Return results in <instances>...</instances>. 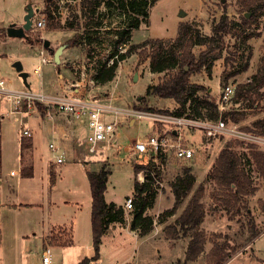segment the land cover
<instances>
[{"label":"rangeland","instance_id":"1","mask_svg":"<svg viewBox=\"0 0 264 264\" xmlns=\"http://www.w3.org/2000/svg\"><path fill=\"white\" fill-rule=\"evenodd\" d=\"M96 0H0V27L6 30L10 24L20 26L24 23V17L30 6L33 9L32 25L26 30V37L8 36L0 37V77L3 78L10 88L17 91L28 92L39 95H61L53 87L52 81L56 82L57 65L53 61V52L61 44L65 43L74 34H82L85 40L80 44L69 48L70 56H65V62L61 72L64 78H70L72 82L79 79L81 71L87 74L97 68L98 61H105L115 51L116 29L127 25V18L122 12L117 0H113L110 7L102 3L94 7ZM106 1V0H105ZM254 4L253 10H247L244 3ZM50 5L51 17L45 12V6ZM247 14V15H246ZM222 16H226L230 32H225L217 42L221 56L213 61L210 74L204 66L193 72L190 76L191 83L204 86V90L198 92L199 97H206L217 105L219 95L226 85H230L235 91L237 84L251 79L252 75L264 70V0H157L149 7V22L142 24L138 29L131 32L130 42L140 43L149 39L161 38L174 40L178 33L180 24H191L198 29L201 35L211 36L213 28L219 23ZM243 16L250 21L245 24ZM44 19L45 26L39 28L36 22ZM254 18V19H252ZM74 22L73 28L65 25ZM86 22L90 24L87 25ZM48 23H60L58 29H47ZM42 34L44 37H42ZM87 37L91 39L90 44L86 42ZM48 39L52 48H45L43 40ZM58 41H61L58 44ZM51 42L54 45H51ZM128 46L122 45L119 51H126ZM64 48V49H65ZM43 49L44 56L51 57L50 62L41 61L40 50ZM192 51L198 55L206 50L207 46L194 44ZM118 51V52H119ZM146 51V52H144ZM150 48H138L126 53V56L118 62L115 76L107 83H96L88 87L85 98L93 101L117 105L123 110V117L118 124L117 136L125 135L126 138L118 143L108 142L107 145L100 144L97 149L85 156L83 139L87 131L84 123L78 122L77 134L74 135V147L81 150L75 159L63 157L62 163L51 164L48 173L42 176L44 180L37 177L30 180H22L20 184V173L23 176L31 172L28 153L24 148L18 146L19 121L14 120L15 115L8 112L7 103L0 104V122L2 138L0 141V192L7 193L8 198L17 203L18 199L31 200L34 192H39L43 199H50L49 210L65 222L74 216L72 211L79 206L70 201H80L83 205L91 201V189L86 171H98L101 167L110 171L106 183L105 198L114 201L116 205L123 207L128 196L133 200L136 197L133 182L139 181L134 167L138 163L151 166L146 169L152 182V188L156 192L155 199L147 206L145 214L153 218V229L148 235L137 236L130 226L133 209L124 210V220L129 229L125 232V242L129 246L124 251L113 252V255L127 258L119 264H215L213 259L217 254L212 250L215 243H219L221 251L227 253L226 259L221 264H264V175L256 168L254 162L249 164L251 144L264 151V136L253 135L243 132L244 126H251L253 121L264 117V85L257 91L250 92L240 99L231 96L230 102L225 110L245 109V118L234 123L241 132L240 135H220L218 137H205L199 130L194 128H183L181 131L183 141L194 149V155L189 160L178 159L171 149H166L163 155L158 156L147 153L141 157H133L129 146L132 145L136 135L148 136L152 132H160L167 122L152 121L148 117H142L132 123L129 113L141 110L142 106H151L163 111H173L178 104L170 98H161L150 95L147 103L138 102L139 96L145 95L149 84L161 82L169 77L174 70L167 72H152L149 66ZM20 61L22 70L28 75L24 83L22 77L13 66V62ZM40 67L37 70V67ZM75 71L78 73L75 74ZM137 77L134 80V74ZM62 78V76H61ZM58 83H62L57 80ZM63 84V83H62ZM59 85V84H58ZM35 106V105H34ZM52 117L56 122L70 124L59 115L53 107ZM169 113V112H168ZM113 115V114H112ZM41 114L37 113L35 107L29 109L24 115V127L35 130L39 123H43ZM75 122H72V125ZM31 137L20 138V143H29ZM43 154L47 148L52 153L59 154L61 149L58 141L54 140L55 147H49L50 138L44 137L40 140ZM227 142H231L234 152L240 156L246 169H250L253 185L256 186L254 193L242 195L238 202L225 207L224 197L227 187L221 186L216 181L207 179L220 150ZM126 145V146H125ZM126 147V148H125ZM25 153V154H24ZM48 153V152H47ZM48 153V154H49ZM88 154V153H87ZM22 157V166L18 175H11L12 169H19ZM92 155V157H91ZM245 155V156H244ZM130 157V158H129ZM56 167L57 171L54 170ZM184 167H190L195 181L189 194L176 208L175 213L166 216L160 221L165 211L175 205V195L172 183L176 176L183 172ZM86 170V171H85ZM145 177V172H143ZM56 177V180H54ZM51 183L49 187L48 181ZM46 181V182H45ZM55 181V182H54ZM203 186L200 201L203 204L204 216L199 229L205 235L203 250L194 260H185V251L192 236L189 230L187 234L179 232L175 238H169L164 230L168 224L183 211L193 193ZM31 194L27 196L26 194ZM118 202H121L117 204ZM125 213L127 215H125ZM164 213V214H163ZM9 217L13 221V212L9 210ZM125 225V223H122ZM123 225V226H124ZM125 227V226H124ZM126 228V227H125ZM120 239V243H121ZM34 242H38L35 239ZM124 243V242H123ZM34 245V244H33ZM109 254L110 251H109ZM38 258V257H37ZM36 260V258H34ZM91 263V262H90ZM39 264V259H38Z\"/></svg>","mask_w":264,"mask_h":264},{"label":"trees","instance_id":"2","mask_svg":"<svg viewBox=\"0 0 264 264\" xmlns=\"http://www.w3.org/2000/svg\"><path fill=\"white\" fill-rule=\"evenodd\" d=\"M81 1L85 2L86 0ZM117 1L127 18V25L115 31L117 35L114 44L115 51L108 56L117 55L113 63L107 65L106 60L98 61L97 68L95 69L96 73L94 75L96 83L104 84L112 80L115 76L118 62L126 56L127 52L138 48H150V53L148 54L150 70L157 73L174 70V73L159 83L149 84L146 87L145 95L139 96L138 102L145 104L150 95H155L161 98H170L174 100L178 104L175 109L177 115H182L188 111L195 116L212 119L221 117L226 122L230 121L234 123L245 118L246 113L244 108L219 112L214 102L206 97H199L197 95L199 91L205 89L204 86L202 84L190 82L191 74L203 66L210 74L213 61L221 56V51L215 52L214 48H219L220 45L217 40L221 38L223 33H228L232 29L226 16H222L219 23L214 26V34L211 36L201 35L198 29H194L191 24L185 23L180 24L174 40L157 38L145 40L140 43L128 44L130 42L132 30L138 29L142 24L147 25L149 22V7L153 6L157 0ZM112 2L114 1L96 0L94 7H99L102 3H106V6L110 7ZM244 7L247 10H253L254 4L247 2L244 3ZM44 12L51 17L52 12L48 3L45 6ZM243 21L245 24H249L251 20L249 21L243 16ZM86 24L89 25L90 23L86 22ZM65 26L67 28H73L74 22L69 21ZM60 27H62L60 23H48L47 29H58ZM5 35H7L6 30L0 27V37ZM83 39L85 40L81 33H76L65 41L64 44L66 47L77 46ZM86 42L90 44L91 39L87 37ZM125 44L128 46L126 51L120 52L119 47ZM194 44L206 45L207 49L195 55L191 49ZM263 85L264 70L252 75L250 80L237 84L234 91V98L240 99L250 92L257 91ZM35 106L41 115L45 114V108L40 102L36 101ZM141 110L161 112V110L147 105H144V107L142 106ZM163 112L168 113L170 111L165 110ZM243 131L257 136H264V117L254 120L251 126H244ZM231 144V142H227L225 147L220 150L211 170L207 174V179L214 180L221 186L227 187L228 191L224 197L225 207L227 209H229V205L238 202L240 196L252 194L256 190V186L253 185L250 176V169L244 167L242 160H240V156L233 151ZM28 146L29 143L27 142L20 143L21 149ZM251 147L250 155L246 162L249 164L254 162L258 171L264 175V151L258 149L255 144H251ZM161 155H163V152L158 153L157 157H161ZM150 166V163H138L134 167V173H137L141 169L149 168ZM144 172L145 177L143 182L137 180L133 182V189L136 193V197L133 200L134 211L130 226L137 231L138 236H144L153 229V218L145 214V210L151 201L155 199L157 192L152 188L149 171L144 170ZM22 173L26 176L25 171ZM30 174L31 173L27 176ZM109 174L110 171L105 169V167H101L98 171L88 170L86 172L91 189L90 217L94 255L90 258L84 257L76 264H90L92 260L97 259L100 253L101 237L106 232L109 224L112 222H124L123 207L116 205L113 201L108 202L105 199L106 183ZM194 181L195 177L191 172V168L184 167L183 172L177 175L172 183L173 193L176 198L175 205L173 208L166 210L164 212L165 214L163 213L164 215H162L160 219L161 222L165 220L166 216L175 213L176 208L192 189ZM202 193L203 186L200 185L190 197L180 215L172 224H168L164 227L169 238L177 237L180 231H182L183 234H187L189 230L192 231L190 233L192 237L185 251V260H194L203 250L205 235L203 231L199 229L204 216L203 204L200 201ZM220 249L219 243H215L212 250H216L217 254H219L213 259L215 264H221L226 259L227 253H223Z\"/></svg>","mask_w":264,"mask_h":264},{"label":"crops","instance_id":"3","mask_svg":"<svg viewBox=\"0 0 264 264\" xmlns=\"http://www.w3.org/2000/svg\"><path fill=\"white\" fill-rule=\"evenodd\" d=\"M42 37H44L43 34ZM60 43L61 41H58V44ZM51 45L53 46L54 43L51 42ZM68 49H63L60 55V63L55 69L57 73L56 79L63 84L58 83L57 80L56 82L52 81L54 89L58 91L59 94H64V91L67 90V87L72 83V80L70 78L65 79L61 72V68H63V64L66 60L65 56H70L69 53L71 52V49L66 52ZM95 102L103 105L107 104V101ZM115 106V110H117V118H122L124 114L121 112V108L117 105ZM37 113L39 114V111H37ZM59 115L70 122V124L56 122V120L47 119L45 116L42 117L43 123H39V126L35 130H32L30 145L24 148V150L27 151L26 155L28 153L30 165H32L31 174L29 176H22L20 173V184L22 183V180L33 179L37 177L38 174L39 179L44 180L42 176L46 175V172L48 173L51 164L56 166L59 164L55 162L57 155H62L70 160L75 159L81 150L84 151L85 156L90 155L85 141V136L89 130L87 126V118L82 117L80 119H71V117L66 116L63 113H59ZM105 117L111 119L112 115L106 113ZM130 120L132 122L130 123L131 125L136 122V120ZM72 122L75 123L72 125ZM78 122L84 123L87 129L83 139L84 149L80 148L81 150L73 146L75 143L74 135L77 134L76 130L79 128L78 125L75 124ZM117 134L118 128L114 135L115 144L118 143L117 141L120 142L122 139L126 138L125 135L128 136L127 134L117 136ZM139 136L142 135H136L135 138ZM44 137L50 138L49 144L53 143L54 140H57V147L61 149V153H52L50 155V151L47 148L49 154L47 152H45L46 154H43L44 151L41 149L40 140ZM1 138L2 133L0 122V141ZM18 146L20 148V138L18 140ZM18 160H20V163L19 169L17 168V170L20 171L22 166L21 155L18 156ZM54 170L57 171L56 167ZM54 180H56V177ZM47 181L50 187L51 183L49 180ZM133 190L134 189L132 188L131 191ZM26 195L30 196L31 194L27 193ZM27 199L28 198L18 199V202L14 203L13 199L8 198L7 193L0 192V264H38V259L39 264H42L41 252L46 244H49L52 249L51 264H76L82 258H90L94 255L90 217L91 201H88L85 205L80 201H70L79 206L72 211V215L74 216L70 217L68 222H65V220H61L49 210L51 203L49 198L45 200L39 192H34L32 194V199ZM119 203L121 202H118L117 204ZM9 210L13 212V221L9 217ZM122 223H125V225ZM122 223L112 222L109 224L106 232L101 237L99 256L97 259L92 260L90 264H119L127 259L123 257L119 260V256L113 255V252L118 253L119 251H124L127 246H129L128 242H125L124 239V236L127 235L125 229L128 230L129 226L125 220ZM131 230L133 232L136 231L134 229ZM136 235L138 236V234ZM35 239H38V242H34ZM120 239H122L121 243ZM129 239V236L127 235L126 240L128 241ZM109 251L111 254H109ZM34 258H36V260H34Z\"/></svg>","mask_w":264,"mask_h":264},{"label":"built area","instance_id":"4","mask_svg":"<svg viewBox=\"0 0 264 264\" xmlns=\"http://www.w3.org/2000/svg\"><path fill=\"white\" fill-rule=\"evenodd\" d=\"M39 28L45 26L44 19H39L36 22ZM121 52V51H120ZM41 61L43 63L50 62L51 57L44 56L43 49L40 50ZM117 58V55H113L106 59L107 65H111L113 61ZM39 66L36 68L39 70ZM78 72L75 71V74ZM96 71L90 72L89 74L83 71L79 74V79H75L64 94L51 96L43 94H33L30 91L21 92L13 88H10L6 81L0 77V104L7 103L9 105L8 112L14 114L18 112L20 115H15L14 120L20 122V127L18 129L19 137H32V131L27 126L24 127V115L32 109L36 108L35 102H40L45 108V116L52 117L51 109L53 107L56 112L63 113L66 116L71 117V119H80L82 117L87 118L88 132L85 136V141L87 143L88 152H94L100 144L107 145L108 142H114L115 131H117V126L121 119L116 116L117 110H115L112 104H100L93 100L85 98V92H87L88 87H93L96 85L95 75ZM234 95V90L230 85H226L220 95L219 101L217 102V109L219 112L225 110L226 105L231 100V96ZM37 109V108H36ZM38 111V110H37ZM123 112V110L121 111ZM106 113L113 114L111 119L105 117ZM130 119L137 121L142 117H148L152 121L167 122L165 127L161 129L160 132L151 133L148 136L136 137L129 150L133 157H141L147 153L152 155H157L160 152L166 151V149H171L174 156L178 159L189 160L194 155V149L187 143L183 141L181 131L183 128H194L199 130L205 137H218L220 135H240V131L237 129L235 124H229L221 117L216 119L208 117H200L190 114L188 111L182 115H177L175 110L169 113H160L157 111H144V110H134L129 113ZM245 133V131H243ZM254 135V134H253ZM49 147L54 150L55 147L53 143L49 144ZM63 161L62 155H57L55 158L56 163H61ZM148 169H141L137 172V178L139 182L144 181L143 172ZM11 175H18L19 170L12 169L10 171ZM134 208L133 198L128 196L124 202L123 209L126 211H131ZM125 215H127L125 213ZM132 218V217H131ZM1 232V226H0ZM42 264L52 263V249L49 244H46L42 248Z\"/></svg>","mask_w":264,"mask_h":264},{"label":"water","instance_id":"5","mask_svg":"<svg viewBox=\"0 0 264 264\" xmlns=\"http://www.w3.org/2000/svg\"><path fill=\"white\" fill-rule=\"evenodd\" d=\"M247 15V14H246ZM33 16V9L32 6L29 7V9L27 10V13L24 17V23L20 26H16L15 24H10L7 28H6V32L8 36H17V37H26V30L30 29L31 25H32V19L31 17ZM49 40L48 39H44L43 40V46L45 48H49ZM65 44H61L59 45L53 52V61L56 65H58L60 63V55L63 51V49L65 48ZM13 66L16 69V71L19 73V75L22 77L24 83L28 86V83L26 82V76L28 75L25 71L22 70V64L20 61H15L13 62ZM137 77V73L134 74L133 79L135 80Z\"/></svg>","mask_w":264,"mask_h":264}]
</instances>
